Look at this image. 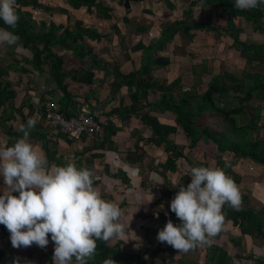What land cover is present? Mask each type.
Returning <instances> with one entry per match:
<instances>
[{"label":"crops","instance_id":"0c3cea01","mask_svg":"<svg viewBox=\"0 0 264 264\" xmlns=\"http://www.w3.org/2000/svg\"><path fill=\"white\" fill-rule=\"evenodd\" d=\"M220 2H223V10L216 7L214 0H96L91 8L83 6L80 9H75L69 0H37L39 7L21 8L38 24L43 22L47 26H62L64 31L71 30L75 34L92 31L97 35L94 39L85 36L77 46L70 43V49L53 51L63 59L64 72L75 70V75L79 77H83L88 70L94 74L91 84L75 81L74 78L65 79L68 94L59 88L49 65L39 70L23 63L22 59L29 58L30 54L19 42L17 46L0 48V71H8V80L15 83L14 109L21 110L11 123L14 133L20 131L21 125L26 126L35 111L50 98L68 117L85 111L101 126L112 124L119 129L109 145L100 147L103 138L84 136L68 140L49 127L47 122L35 123V127L41 125L42 133L55 143L52 149L57 150L58 155L53 164L66 166L72 163L77 169L91 170L100 181V184L93 186L101 193L102 199L103 190L110 192L107 199L122 197L119 202L132 196L133 193H127L128 189L138 193L140 190L141 207L146 208L141 213L142 217L135 209H130V214L122 223L144 232L140 239L142 242L132 249L147 252L149 264H264V240L243 234L239 226L227 219L210 245L197 246L187 253H179L156 239L158 231L168 220L174 226L181 223L174 213L165 210L179 191L176 185L186 187L190 183L184 178L190 177L191 168H215L221 159L222 163L224 160L233 163L225 167L228 172L223 169L234 180L241 194L240 208L230 209L260 212L264 231V166L247 158L235 157L229 152L221 154L208 138L200 140L196 148L189 150L186 136L177 126L176 116L169 111L154 109L160 104L163 94L152 90L146 99L140 100L145 105L144 112L159 124L176 128L170 143L175 144L183 154L187 150L186 157L178 159L174 170L164 171L160 168L165 160L164 149L149 143L153 134L142 122L144 112L130 115L128 122L124 119V115L127 116L125 113L120 116L113 113L121 108L130 110L133 105L131 90L134 92L136 86H131L130 79L124 76L133 75L131 82L148 83L151 79L152 83L159 85L158 89L178 84L176 88H180L183 94L200 97L210 85L219 81L218 85L223 90L214 96L216 107L237 111L233 116L235 126L238 130H247L244 135L246 141L264 148V17L253 20L246 15L251 10L264 11V6L238 10L233 8L235 0ZM99 6L104 10H98ZM181 22L188 23L189 27L198 23L204 25L205 29L190 30V39L177 27L173 31L168 30L170 25L177 26ZM160 43L164 46L158 49ZM81 48L83 52L79 53ZM161 58L168 60V65L157 67L160 62L156 60ZM185 88L190 92L185 93ZM197 123L213 133L235 139L218 115H207ZM35 127L31 130L36 131ZM29 142L42 149L34 136L29 137ZM13 143L1 127L0 148ZM128 151H137L135 159L142 155L143 165L125 162ZM153 162L156 166L152 165ZM149 164L157 170L149 171ZM107 169L111 174L122 171L130 177L131 183L126 184L122 179L108 175ZM150 185L151 188H146ZM4 188L3 177L0 176V195H3ZM122 189L124 191L120 192ZM153 190H157L154 198H164L156 211H152L155 199L148 203L149 193ZM125 239H121L123 243ZM117 242L112 244L109 241L110 245ZM122 246L128 248L125 244ZM158 247L167 248V256L160 253L152 257L151 252ZM48 250L52 252L51 248ZM52 256L53 253L47 260L44 252L35 244L15 249L0 236V264H52Z\"/></svg>","mask_w":264,"mask_h":264},{"label":"clouds","instance_id":"9594fccd","mask_svg":"<svg viewBox=\"0 0 264 264\" xmlns=\"http://www.w3.org/2000/svg\"><path fill=\"white\" fill-rule=\"evenodd\" d=\"M264 6V0H235L238 10ZM17 0H0V48L17 46L19 37L8 28L17 26ZM35 120L21 125L22 138L0 148V176L5 185L0 195V225L10 233L15 249L33 244L45 249L49 236L54 244L52 264H89L97 254V241L108 242L126 236L120 221L123 210L105 201L94 188L93 172L50 164L42 149L29 142ZM190 183L177 184L179 191L169 208L181 222L168 220L156 239L178 252L187 253L197 246L210 245L225 221V205L239 209L241 194L232 178L219 167H193ZM18 193V197L12 195ZM150 195L148 203L154 199ZM162 207V206H161ZM158 216V214H156ZM167 216V213H165ZM102 264H115L105 259Z\"/></svg>","mask_w":264,"mask_h":264},{"label":"trees","instance_id":"16d2710c","mask_svg":"<svg viewBox=\"0 0 264 264\" xmlns=\"http://www.w3.org/2000/svg\"><path fill=\"white\" fill-rule=\"evenodd\" d=\"M71 5L75 9H80V7H89L96 3V0H69ZM129 2H141V0H129ZM223 4V2H222ZM227 4V3H225ZM18 7L16 8V14L19 17L17 26L13 28H8L7 30L12 31L15 35L19 37V43L22 48L29 52V58H23L22 61L24 64L31 65L36 69H41L44 65H49L53 76L58 82L59 88H61L65 94H68V86L64 84V80L67 78H74L75 81L83 82L85 84H91L93 82L94 74L91 70H88L87 73L83 74V77H79L77 71L64 72L63 71V59L56 56L53 51L60 49H70L72 43L77 46L78 41L85 36L95 38L97 35L93 34L92 31H81L78 34H75L71 30H63V27H57L55 25L47 26L45 23H37L33 20L29 13H24L21 11V8H27L30 6L37 7V0H32V2H26V0H17ZM231 8L233 7L230 4ZM39 7V6H38ZM236 9L235 7H233ZM98 10L103 11L104 8L99 6ZM244 15V13H242ZM186 22H181V24L170 25L168 30L173 31V28L183 30L185 36L189 39L191 38L190 32L193 30H198L204 28V25L196 23L193 27H189ZM0 28H7L4 25L3 21L0 20ZM191 30V31H190ZM165 34V31L162 32ZM161 45V46H160ZM164 44L160 43L157 47L161 49ZM83 52L81 48L79 53ZM160 62L157 67H162L168 65V60L158 59L156 62ZM81 74V73H80ZM9 72L5 70L0 71V126L5 130L8 138L15 142L17 139L22 138L23 133L13 132V126L11 123L15 119L16 115H20L21 110L14 109V100L16 98L15 83L8 80ZM126 79H130V85L136 86V90L133 92L131 90L132 98V107L130 110L119 109L113 113H117L119 116L124 115L125 121L130 120V115H140L144 112L145 105L140 103L141 99H146L148 92L152 90H158L162 92L161 102L157 106H154V109L169 111L176 116L177 126L182 129L183 133L186 136V140L189 143V150H193L197 147V143L202 139H210L217 147L219 153L223 154L226 152L231 153L235 157L247 158L252 160L254 163H260L264 166V148L255 142H248L245 138V133L247 130L238 128L235 126L233 116L238 112L226 111L221 107H216L214 96L220 93L221 89L218 85L219 81L214 82L210 85L207 92L203 96H194L192 94H183L179 91L180 88L178 84L165 89H158L159 85L157 83H152L151 79L149 82L146 81H133V75L124 76ZM179 91V92H178ZM69 96V95H68ZM148 105V104H147ZM60 111V110H59ZM61 112V111H60ZM63 113V112H61ZM215 116L218 115L226 128L231 131L234 135V140L227 138L223 135H218L213 133L209 128L202 127L197 121L205 116ZM67 116V115H65ZM22 120L25 119V116L21 115ZM143 124L149 128L153 134L152 139L149 143H152L154 146H161L164 149L165 160L163 164H160V168L164 171L174 170L177 161L180 158L184 157L183 152L177 149L175 144L170 143V137L177 131L176 128L159 124L154 118H152L149 113L143 114L141 116ZM0 127V128H1ZM101 132L98 134V138H103L102 144L100 147L109 145L112 142V137H114L119 129H116L112 124L107 126H101ZM36 131H30V138H33L35 141L41 143L43 151L46 153V157L50 164H53L57 158V150L52 149V145L55 144L47 139L46 135L42 133V126L38 125L35 127ZM39 129V130H38ZM61 134V133H59ZM62 138L69 137L67 135L61 134ZM238 137V140H236ZM137 149V148H136ZM137 156V151H128L125 155L124 161L134 165H143L142 155L135 159ZM223 160V159H221ZM218 161L217 167L225 168L233 165L231 161L226 162L225 160ZM227 165V166H226ZM157 170V169H153ZM228 172V168H225ZM107 174L112 175L123 180L124 183H131L130 177L128 178L125 173L119 171L115 174H111L107 169ZM185 181H189L191 177H185ZM100 184L99 179L94 177V185ZM12 195L18 197V193H12ZM127 204H122L121 209H124L128 206ZM123 207V208H122ZM223 214L225 219L232 221L234 225L240 227V230L243 234L254 235L257 238L264 240V231H263V216L260 212L255 213L252 209L246 210H231L229 206L225 205L223 208ZM0 235L10 242V233L3 226L0 225ZM96 256L93 260L89 261V264H102L105 259L111 257L115 261V264H149L148 259L146 258L147 252H126L121 249L123 241L118 239V242L115 245H110L109 241H97ZM171 247V246H170ZM51 248L52 252L48 249ZM44 252V256L47 260L50 259L51 254L54 251V244L49 236V244L45 249H40ZM163 253L164 256L167 253V248L158 247L156 250L151 252V256L154 257Z\"/></svg>","mask_w":264,"mask_h":264},{"label":"built area","instance_id":"2783aa9c","mask_svg":"<svg viewBox=\"0 0 264 264\" xmlns=\"http://www.w3.org/2000/svg\"><path fill=\"white\" fill-rule=\"evenodd\" d=\"M32 119L36 123L47 122L48 126L56 132L67 135L71 139H81L84 136L97 137L102 129L101 125L85 111L78 112L71 117L65 116L59 111L53 98L47 100L42 108L36 110Z\"/></svg>","mask_w":264,"mask_h":264},{"label":"rangeland","instance_id":"374dc122","mask_svg":"<svg viewBox=\"0 0 264 264\" xmlns=\"http://www.w3.org/2000/svg\"><path fill=\"white\" fill-rule=\"evenodd\" d=\"M214 4H216V7L217 8H220L221 10H223V5L220 2V0H214ZM246 15L252 17L253 20L254 19L257 20V19H260V18L264 17V11L251 10V11H247L246 12ZM12 79H13V76H12ZM185 90L188 93L190 92V91H187L188 88H185ZM189 94H191V93H189ZM186 153H187V150L185 149L184 150V158L186 157ZM152 165H154V162L152 163ZM154 166H156V165H154ZM149 167H150L149 171H152L153 169L156 168V167L151 166L150 164H149ZM151 187L152 186L150 185V186H147L146 188H151ZM172 189L174 190V188H172ZM122 191H124V190L123 189L120 190V192H122ZM127 191H128L127 193H133L132 196L129 195V196H127L125 198V200H121V202H119V199H121L122 197H120V196H117V197L114 196L112 198V200L107 199V196L109 195L110 192H106V191L103 190V198L106 199L105 201H113V202L117 203L119 206H122V204H127L125 206H128V207L122 209L123 210V218L120 221L121 223H122V220H124L130 214V212H129L130 209H135V212H138V215L140 217H142V215H141L142 211L146 209V208L145 209H142V207H141L142 206V204H141L142 193L140 192V190H139V193L136 192L134 189H132V190L128 189ZM156 193H157V190H153L151 194L154 195V197H156ZM154 199L155 200H154V208H153V210L152 209H149V208H148V210H152V211L158 210V206L159 205H162V200H164L163 196L161 198L159 196V198H154ZM165 210H168L169 212H171L170 211V208H165ZM145 212H146V214H148V211H145ZM125 232H126V236H125L126 239H125V243H123V245L124 244L127 245L128 248L125 249V248H123V246H121V249L123 251H126V252H138V251L141 252L142 251L141 249H135V250H133L132 248H136L138 246L137 245L138 242L139 243L142 242V240H140V239L144 235V232L143 231L141 232L140 229H132V228H130L129 225L125 226ZM3 240L5 241V238L4 237H3ZM114 241L116 242V241H118V239L117 240L116 239L111 240V243L113 244Z\"/></svg>","mask_w":264,"mask_h":264}]
</instances>
